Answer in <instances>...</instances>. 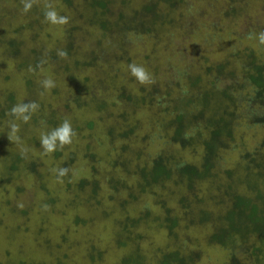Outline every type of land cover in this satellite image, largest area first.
<instances>
[{"label":"rangeland","instance_id":"1","mask_svg":"<svg viewBox=\"0 0 264 264\" xmlns=\"http://www.w3.org/2000/svg\"><path fill=\"white\" fill-rule=\"evenodd\" d=\"M87 1L69 0L67 4L64 0H34L31 10L25 13L23 0H0V108L5 109L0 116V264H120L121 258L135 257L134 253L142 264H154L160 256L158 251L170 245L177 246L183 254L200 251V258L193 264H226L228 252L206 242L211 231L206 222L180 224L175 238L166 236L164 228L155 224L165 214L158 204L160 200L174 215L187 212L193 222L198 221V206L212 213L218 211L213 200L203 195L209 189L208 181L198 187L202 202L195 205L191 198L189 208L183 210L177 202L179 194L186 191L180 185L169 180L155 186L154 195L140 192L133 169L155 155H164L170 162L200 160L203 144L196 146L192 155L189 148H181L169 137L175 115L186 111L184 114L190 116L194 110L193 105L184 104L188 91L185 75H204L205 68L230 58L232 67L237 68L241 53L248 49L256 55L264 53V43L259 38L264 33V0H242V9L236 14L229 8L231 0H178L168 12V23L155 27L156 36L127 34L133 46L127 54L128 63L115 64V70L98 61L87 71L72 69L68 75L55 60L62 58L59 52L68 40V28L90 15L91 10L82 6ZM142 3L143 0H111L110 8L128 16ZM47 4L67 17L69 23L48 22L44 15ZM105 39L102 43H110L109 37ZM8 40L14 42L15 54H9ZM91 40L77 43V57L85 46L92 45ZM260 59L264 63V56ZM37 60L42 61L41 68L35 69L32 65ZM132 64L142 66L151 82L139 83L130 72ZM99 72L105 79L117 75L115 84L131 83L137 102L130 98L119 100L114 89H104L97 98L104 106L100 111L85 104L71 105L74 96L86 100L83 87L89 90V85L91 89L97 86L94 81ZM84 76H89L86 85L82 84ZM45 79H51L55 86L44 88ZM201 81L206 84L204 76ZM139 88L145 94L156 90L153 104H137L138 100H145L137 94ZM30 101H35L39 109L27 122L10 113L14 105ZM121 110L126 115L119 118ZM50 113L58 122L48 126ZM64 120L71 122L75 132L72 143L46 153L41 136ZM89 120L93 121L91 128L86 127ZM197 122L205 132L201 134L208 136L202 127L205 121ZM12 123L18 125L15 133ZM128 125L133 126V135L128 141L129 158L124 166L118 163L123 160L120 140L115 137L109 142L105 129L112 126L114 131L126 130ZM261 128H239L233 140L218 150L216 181L222 179L226 167L243 162L241 152L259 146ZM187 130L189 134L190 128ZM240 133L242 147L237 144ZM136 150L139 159L134 162ZM89 152H94L95 157L91 159ZM11 163L14 168L9 170ZM61 167L67 168L68 173L58 179L56 170ZM233 171L238 176V167ZM81 179L85 182L78 188L75 183ZM93 186L96 192L92 194ZM144 210L148 212V222L140 220V225L120 232L119 221L125 215L143 219Z\"/></svg>","mask_w":264,"mask_h":264},{"label":"trees","instance_id":"2","mask_svg":"<svg viewBox=\"0 0 264 264\" xmlns=\"http://www.w3.org/2000/svg\"><path fill=\"white\" fill-rule=\"evenodd\" d=\"M64 1L69 3V0ZM127 1L129 0H120L121 3ZM231 1L232 4L230 2L229 8L236 14V11L242 9L240 5L242 0ZM177 2L178 0H143L139 9H132L130 15L124 16L120 11L111 10V0H88L82 6L91 10L90 15L83 17L84 19L81 18V22L79 21L75 26L71 25L68 28V40L62 49L66 56L55 61L62 72L68 75L72 69L87 71L94 67L98 61H102L116 70L115 64L123 65L129 62L127 54L133 46L127 34L135 32L143 36H156L154 34L155 27L161 23H168V12ZM159 3L162 4L161 7ZM228 12L225 15H230ZM80 17L81 14L78 13V18ZM106 37H109L110 43L104 44L102 42L106 40ZM88 38H92V45L85 46L82 54L77 57L75 52L78 49L77 43L81 45V42ZM6 43L11 48V50L9 49V54H11L15 51L14 42L8 40ZM258 55L263 57L264 53L259 52L256 55L253 50L248 49L246 53H241L239 62L237 60V68L232 67L230 58L214 63L211 68H205L204 75H199V73L185 75V80H187L185 85L188 91L185 94L184 104L193 105L194 110L190 116L184 114L186 111L178 112L175 115L170 122L172 131L169 137L172 142L181 145V148H189L192 155L197 151L196 146L203 144L200 160L196 162L173 160L170 162L164 155H155L147 161L143 160L142 166H136L133 169L140 192L149 191L154 195L153 188L161 186L164 181L169 180L180 185L186 191L179 194L177 202L183 210L189 208V202L192 199L195 200V205L202 202L198 187L208 181L209 189L207 188L203 195L213 200L218 211L212 213V211L198 206L196 210L198 221L193 222V216H188L185 211L181 216L174 215L173 210L160 200L158 204L163 207L165 214L155 224L164 228L166 236L175 238L176 228L180 224L183 225L187 222L190 225L192 223L201 225L206 222L211 227V231L206 236V242L228 252L226 264H264V63L260 59L262 57ZM237 56L238 54L235 57ZM41 63L42 61L39 60L33 61L32 67L41 68ZM101 70L106 72L105 69L101 68ZM116 76L105 79L106 76L103 77L100 73L94 81L97 86L92 85L91 89V85H89V90L83 87L86 91V100L79 99L80 95L74 96L70 100L71 105L82 107L85 104L100 111L104 106L101 98H97L104 89H114L119 100H129L130 98L136 103L137 99L135 101L133 95L135 89L131 83L119 82L115 84ZM201 76L205 77V85H203L204 81H201ZM88 79L89 76H84L82 84H88ZM139 90L137 94L145 100L140 99L137 104H153L152 96L156 90L153 89L147 94L141 88ZM188 93H193V95H188ZM4 111L5 109L0 108V116ZM125 115V111L121 110L117 117L122 118ZM200 120L205 121L202 127L207 129L206 135L208 136L206 137L201 134L204 131L201 130L200 122H197ZM46 121L48 126L58 122L51 113ZM92 125V120L86 122L87 128H91ZM254 125L262 127L263 136L260 138L259 146H253L251 149L241 152L243 162L234 167H226L222 179L216 181L219 176L216 174L218 156L220 155L218 150L223 149L228 142L233 140L239 128L242 127L247 131L251 127L254 129ZM187 128H190L189 134H187ZM114 129L112 126L107 127L105 136L109 142L115 137L120 140V151L124 161L116 160L120 165L125 166L129 158L128 141L133 135V126L130 125L126 130L120 128L118 131H114ZM151 134L153 135L152 132ZM238 136L237 144L240 143L242 147L243 135L240 133ZM138 152V150L134 152L136 153L134 162L136 158L139 159ZM88 155L91 159L95 157L94 152H89ZM237 167L238 176H235L233 168ZM13 168V163L8 165L9 170ZM84 182L85 180L81 179L75 184L78 188H82ZM95 189L96 186H93L90 193H95ZM187 193L193 197L188 196ZM129 197H131L130 194ZM122 203L120 206H123L124 203ZM142 213L143 219L140 217L133 219L125 215V218L119 221L120 232H128V228L140 225V220L148 222V212L144 210ZM158 252H160V256L154 264H193L201 256L198 250H190L183 254L174 245L165 246ZM134 254L135 257L121 258L120 264H142L137 254ZM243 258L244 260H242Z\"/></svg>","mask_w":264,"mask_h":264},{"label":"clouds","instance_id":"3","mask_svg":"<svg viewBox=\"0 0 264 264\" xmlns=\"http://www.w3.org/2000/svg\"><path fill=\"white\" fill-rule=\"evenodd\" d=\"M34 0H23V11L27 13L31 10ZM47 10L45 11V19L52 24H66L68 23V18L65 16L59 15L56 10L50 5L45 6ZM260 41L264 43V33L260 34ZM61 57L66 56V53L63 51L59 52ZM131 74L139 81L141 84L150 83L151 79L147 71L139 65H129ZM42 86L44 88L54 87V82L51 79H45L42 81ZM39 109V105L35 101H30L27 103H20L14 105L10 113L19 120L27 122L30 120L31 115ZM13 133L18 131V125L12 123L11 125ZM75 135V132L72 128V124L69 120H64L58 127L52 129L51 131L43 134L41 136V146L43 147L46 153H52L57 150L58 147L62 148L65 145L72 143V137ZM57 178H61L68 173L67 168H59L56 170Z\"/></svg>","mask_w":264,"mask_h":264}]
</instances>
